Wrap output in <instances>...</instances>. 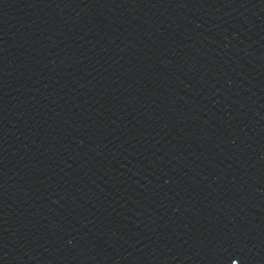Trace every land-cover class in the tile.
<instances>
[{
	"label": "water",
	"instance_id": "1",
	"mask_svg": "<svg viewBox=\"0 0 264 264\" xmlns=\"http://www.w3.org/2000/svg\"><path fill=\"white\" fill-rule=\"evenodd\" d=\"M264 264V0H0V264Z\"/></svg>",
	"mask_w": 264,
	"mask_h": 264
},
{
	"label": "snow or ice",
	"instance_id": "2",
	"mask_svg": "<svg viewBox=\"0 0 264 264\" xmlns=\"http://www.w3.org/2000/svg\"><path fill=\"white\" fill-rule=\"evenodd\" d=\"M232 264H239V261H233Z\"/></svg>",
	"mask_w": 264,
	"mask_h": 264
}]
</instances>
